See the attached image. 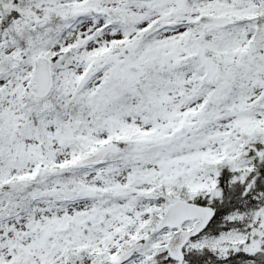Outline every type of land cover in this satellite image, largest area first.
Masks as SVG:
<instances>
[{
  "label": "snow or ice",
  "instance_id": "6c2138e0",
  "mask_svg": "<svg viewBox=\"0 0 264 264\" xmlns=\"http://www.w3.org/2000/svg\"><path fill=\"white\" fill-rule=\"evenodd\" d=\"M0 264H264V0H0Z\"/></svg>",
  "mask_w": 264,
  "mask_h": 264
}]
</instances>
